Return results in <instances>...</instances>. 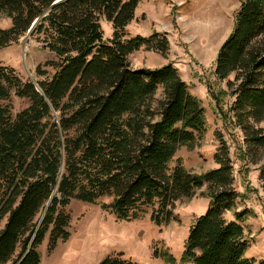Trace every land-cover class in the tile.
Returning <instances> with one entry per match:
<instances>
[{
  "label": "trees",
  "instance_id": "16d2710c",
  "mask_svg": "<svg viewBox=\"0 0 264 264\" xmlns=\"http://www.w3.org/2000/svg\"><path fill=\"white\" fill-rule=\"evenodd\" d=\"M143 1L0 0V13L11 21L0 29V50L36 22L30 36L50 55L35 69L38 80L0 66V264H40L46 237L49 253L67 241L71 200L99 203L124 221L149 209V220L160 226L173 220L175 202L204 184L210 200L188 230L182 262L264 264L246 257L248 211L234 210L240 195L232 187V161L192 174L175 159L206 131L199 100L171 63L134 69L128 62L142 47L160 54L169 48L158 33L124 38ZM103 21L113 28L110 39ZM213 74L226 89L211 98L224 127L240 132L237 159L246 174L244 146H264V131L255 128L264 120V0H240ZM13 96L27 101L14 115ZM221 96L230 99L225 110ZM260 171L264 178V165ZM99 264L137 263L118 256Z\"/></svg>",
  "mask_w": 264,
  "mask_h": 264
},
{
  "label": "rangeland",
  "instance_id": "374dc122",
  "mask_svg": "<svg viewBox=\"0 0 264 264\" xmlns=\"http://www.w3.org/2000/svg\"><path fill=\"white\" fill-rule=\"evenodd\" d=\"M239 4L240 0H146L138 5L134 20L125 27L124 38L149 37L153 33L166 36L169 48L165 54L142 47L128 56V62L134 69L137 66L150 69L147 67L167 60L199 100L206 131L192 148H180L175 159L192 174H203L219 168L218 162L232 161V187L240 195L234 210L248 211L242 223L249 240L246 257L264 262V178L260 171L264 165V146H244L248 166L245 174L246 166L237 159L240 132L231 125L224 127L211 98V93L219 95L226 89L225 82L218 81L213 71L217 51L233 28ZM10 26V19L0 13V29ZM101 28L104 39H110L111 24L103 21ZM49 58L36 38L27 37V33L0 50V66L12 68L23 79L38 80L35 69ZM218 102V107L225 110L230 99L221 96ZM9 105L14 115L27 106V101L13 96ZM255 128L264 131V120ZM209 195L208 184L195 189L190 197L175 202L173 220L160 226L149 220V209L137 220L124 221L101 210L99 203L91 205L71 200L65 208L70 215L69 239L58 242L49 253L46 237L38 247L42 264H99L106 257L118 256L137 264H189L181 260L184 243L190 226L206 210ZM232 215L233 211L227 212L225 217L232 219ZM170 257L172 263L168 262Z\"/></svg>",
  "mask_w": 264,
  "mask_h": 264
},
{
  "label": "crops",
  "instance_id": "0c3cea01",
  "mask_svg": "<svg viewBox=\"0 0 264 264\" xmlns=\"http://www.w3.org/2000/svg\"><path fill=\"white\" fill-rule=\"evenodd\" d=\"M140 36H141V35H140ZM143 37H144V36H143ZM167 63H168V61H167V60H164V61H162L159 65H157V66H155V67H154V66H152V67L148 66L147 68H150V69L158 68V67H161V66H163V65H166ZM136 68L138 69V68H140V66H137ZM203 209H204V208H203ZM203 209H202V210H203ZM202 210H201V211H202ZM40 246H41V245H40ZM39 254H40V253H39ZM40 264H42V256H41V254H40Z\"/></svg>",
  "mask_w": 264,
  "mask_h": 264
},
{
  "label": "water",
  "instance_id": "95a60500",
  "mask_svg": "<svg viewBox=\"0 0 264 264\" xmlns=\"http://www.w3.org/2000/svg\"><path fill=\"white\" fill-rule=\"evenodd\" d=\"M35 23H36V22H35ZM35 23H34L33 25H31V27H30L29 30L27 31V37H29V35H30L32 29H33L34 26H35Z\"/></svg>",
  "mask_w": 264,
  "mask_h": 264
}]
</instances>
